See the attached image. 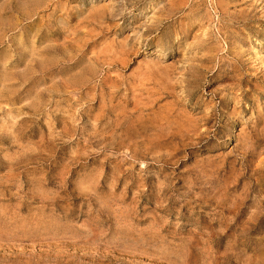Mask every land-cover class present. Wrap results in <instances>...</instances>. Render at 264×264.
Masks as SVG:
<instances>
[{
    "label": "rangeland",
    "instance_id": "obj_1",
    "mask_svg": "<svg viewBox=\"0 0 264 264\" xmlns=\"http://www.w3.org/2000/svg\"><path fill=\"white\" fill-rule=\"evenodd\" d=\"M0 264H264V0H0Z\"/></svg>",
    "mask_w": 264,
    "mask_h": 264
},
{
    "label": "bare ground",
    "instance_id": "obj_2",
    "mask_svg": "<svg viewBox=\"0 0 264 264\" xmlns=\"http://www.w3.org/2000/svg\"><path fill=\"white\" fill-rule=\"evenodd\" d=\"M251 1H252V0H251ZM209 2H210V1H209ZM58 21H59V20H58ZM244 21H245V20H244ZM211 25H212V24H211ZM157 26H158V25H157ZM8 34H9V33H8ZM216 34H217V33H216ZM39 50H40V49H39ZM214 69H215V68H214ZM166 71H167V70H166ZM13 81H14V80H13ZM13 81H12V82H13ZM4 83H5V82H4ZM8 83H9V82H8ZM207 90H208V89H207ZM177 100H178V99H177ZM215 105H216V104H215Z\"/></svg>",
    "mask_w": 264,
    "mask_h": 264
}]
</instances>
